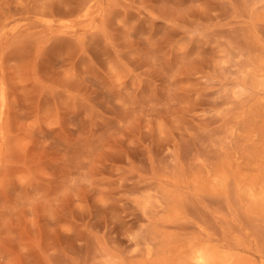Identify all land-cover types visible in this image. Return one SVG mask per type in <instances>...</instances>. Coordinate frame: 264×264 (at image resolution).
Here are the masks:
<instances>
[{
  "label": "rangeland",
  "instance_id": "1",
  "mask_svg": "<svg viewBox=\"0 0 264 264\" xmlns=\"http://www.w3.org/2000/svg\"><path fill=\"white\" fill-rule=\"evenodd\" d=\"M0 264H264V0H0Z\"/></svg>",
  "mask_w": 264,
  "mask_h": 264
}]
</instances>
